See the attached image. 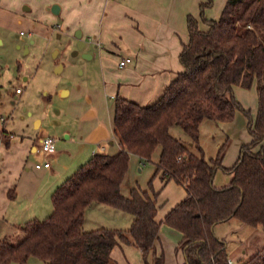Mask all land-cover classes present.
Here are the masks:
<instances>
[{"label":"trees","instance_id":"1","mask_svg":"<svg viewBox=\"0 0 264 264\" xmlns=\"http://www.w3.org/2000/svg\"><path fill=\"white\" fill-rule=\"evenodd\" d=\"M210 5L206 0L199 6L206 29L193 16L186 17L188 40L178 57L182 69L159 98L139 105L113 97L112 134L119 150L94 153L80 165L53 191L50 215L20 226L23 237L17 242L0 238V264H24L30 256L45 264H112L110 252L118 242L136 246L143 264H164L162 253L147 258L162 223L182 234L178 249L183 264H227V243L214 234L215 225L235 218L264 229V0H227L217 19L203 17ZM254 82L257 111L252 118L232 88H250ZM236 111L246 116L251 139L240 146L234 164L224 167L226 142L206 159L199 128L204 120L231 121ZM172 125L182 129L186 141L170 134ZM157 147L149 190L135 186L123 195L129 155L150 161ZM218 169L231 174L221 187L213 184ZM156 175L163 185H181L186 194L159 221L158 192L151 184ZM7 195L12 197V191ZM91 203L129 213L130 227L83 230ZM238 264H264V244Z\"/></svg>","mask_w":264,"mask_h":264},{"label":"crops","instance_id":"2","mask_svg":"<svg viewBox=\"0 0 264 264\" xmlns=\"http://www.w3.org/2000/svg\"><path fill=\"white\" fill-rule=\"evenodd\" d=\"M205 1L0 0V21L7 26L29 28V33L31 36L34 35V38L56 29L64 30L74 41L77 42L79 38L84 40L85 46L87 42H95L101 60L112 59L118 64L121 58L129 57L130 61L123 68L115 64L118 76L111 85L112 92H116L113 97L119 95L139 105H149L161 96L168 82L182 69L178 57L182 45L188 40L186 17L193 16L198 20L199 28L206 29V25L201 21L199 8ZM226 1L211 0V5L203 10V17L217 19ZM53 4L58 6L56 14L51 11ZM23 33L21 29L18 30L19 35ZM32 42L31 39L30 43ZM83 48L79 50L83 51L84 57H94L93 54L85 53L87 51ZM62 69V66L57 64L55 72ZM25 79L24 76L23 80ZM14 89V94L21 92V90L15 92ZM232 90L236 100L244 109L249 110L252 118H255L257 111L255 82L250 88L234 85ZM87 91L88 95L80 85L68 87L67 90L62 87L58 89L59 95L69 98L62 109L64 121L59 124L60 133L64 138L59 137L58 140L43 124L42 118L34 117L31 120L32 131L17 127L19 130L14 133L11 129L15 126L0 116V238L8 241L7 236L12 234L16 240L12 243H15L23 237L20 226L30 220H40L38 216L48 214L53 191L96 153L92 149L96 147L97 150H101L106 142L112 143L113 139L117 151L119 150L112 134V117L107 120L105 116L100 121L91 104L79 101V97L82 96H87L86 98L91 100L89 89ZM27 114L30 116L32 112L29 111ZM76 114L81 116V121L79 120L75 130H70L66 120ZM246 121L242 112L236 111L232 121L216 122L213 125L220 133L225 131L230 134L234 129L238 135L240 132L239 136L244 139H240L239 144H243L248 140L243 136ZM236 124L240 126L237 127ZM46 134L54 138V151L44 155L38 146L39 138ZM39 161H48L49 166L35 168L34 164ZM228 165L226 162L223 166ZM230 179L231 174L218 169L214 174L213 184L221 187ZM159 183L165 191L167 186L175 182L169 181L163 185L159 179ZM179 187L182 188L181 192L169 202L165 211H159L158 206L156 220H161L185 197L184 188L180 185ZM9 190L12 191V197L7 195ZM20 201L26 203L20 205ZM92 205L89 204L84 211L83 225L88 208L93 207ZM96 205L110 207L100 203ZM130 218L133 219L132 215ZM97 222L86 230L107 227L102 221ZM83 225L82 228H85ZM7 229L10 230V234H7ZM181 237L180 232L163 223L160 224L158 238L148 254V260H151L153 254L162 253L164 264H183L184 256L178 249ZM258 249L248 242L240 241L239 247L234 250V257L237 261L241 258L247 259ZM110 257L112 264H121L122 261L125 264H143L140 250L132 244L118 242L112 248Z\"/></svg>","mask_w":264,"mask_h":264},{"label":"rangeland","instance_id":"3","mask_svg":"<svg viewBox=\"0 0 264 264\" xmlns=\"http://www.w3.org/2000/svg\"><path fill=\"white\" fill-rule=\"evenodd\" d=\"M19 29L24 33L19 35ZM29 30L23 26H7L0 21V116L15 126L12 127L11 131L17 133L19 130L17 127L28 132L32 131L31 120L34 117H39L43 119V124L50 129L54 138L57 137V140L59 137L64 138V135L60 133L59 124L64 121L62 109L69 98L59 95L57 91L61 87L67 90L68 87L80 85L86 90L87 95V89H89L91 100H88L87 96H82L79 97V101L91 104L90 106L97 113L100 121L105 116H107V120L111 118L113 95L116 93L112 92L111 85L118 76L115 60H101L98 55V45L95 42H87L83 48L87 51L85 53L93 54L94 57H84L83 51L76 49V41L68 37L64 30L56 29L52 32L49 31L44 36H36L35 38L34 35L31 36ZM31 39L33 40L32 43H30ZM57 64L63 68L60 72H55ZM24 76L26 77L25 80H23ZM15 87L21 90L19 94L13 93ZM29 111L32 112L30 116L27 114ZM244 117L246 118L245 115ZM79 120L81 121L80 115L69 116L66 120L68 122L67 127L70 130H75ZM214 123L216 122L210 120L202 121L199 128V145L205 158L208 159L216 155L218 148L225 141L222 165L227 162L229 163L227 167H231L239 155L242 145V143L239 144V141L244 138H241L240 132L238 135L235 129L230 134L225 131H222L221 134L216 131ZM236 126L238 127L240 124H236ZM169 132L175 138L182 141L187 140L186 135L178 125H172ZM244 133L243 136L248 139L246 142L248 143L251 137L247 130V121L244 125ZM261 144L264 145V141ZM89 151L91 150L89 149ZM92 151L114 154L117 151V146L112 139V143L106 142L103 149L97 150L95 147ZM158 153L159 147L153 152L150 161H140L136 155H129L128 168L120 186L123 195H128L129 190L135 186L146 191L149 190V181L155 172ZM151 184L152 188L158 192L156 202L157 204L159 202V211H165V207L182 189L179 184L171 183L164 191V187L159 183L158 175L153 177ZM162 197H164L163 200ZM20 202V205L26 203L25 201ZM92 204L93 207L88 208L83 230H86L90 225L97 224L98 220L107 227L114 229L126 230L130 227L132 222L130 214L115 208L96 205L97 203ZM37 205L39 206V204ZM48 211H50L48 214L38 216L39 219L42 220L50 215L52 211L51 200ZM213 231L217 237L226 241L228 257L235 261L237 260L234 257V250L239 247L240 241L248 242L254 245L256 249L264 244L263 228L252 227L235 218L214 226ZM8 233L10 234V230L7 229ZM7 239L11 243L16 241L12 234L8 235ZM123 263L124 261L121 262V264ZM8 264L17 263L9 262ZM24 264L45 263L37 257L30 256Z\"/></svg>","mask_w":264,"mask_h":264},{"label":"built area","instance_id":"4","mask_svg":"<svg viewBox=\"0 0 264 264\" xmlns=\"http://www.w3.org/2000/svg\"><path fill=\"white\" fill-rule=\"evenodd\" d=\"M130 61L129 57H123L118 61V67L123 68ZM19 88H15V92H19ZM1 119V118H0ZM39 151L46 155L54 151V138L50 135H42L39 138ZM35 168L48 167V161H39L34 164ZM227 264H238V261L233 260L232 258H227Z\"/></svg>","mask_w":264,"mask_h":264},{"label":"water","instance_id":"5","mask_svg":"<svg viewBox=\"0 0 264 264\" xmlns=\"http://www.w3.org/2000/svg\"><path fill=\"white\" fill-rule=\"evenodd\" d=\"M51 11L53 13H58V6L56 4H53L51 6ZM85 46V41L84 40H81L80 38L77 40L76 42V49L79 50V49H82L83 47ZM56 53V52H55Z\"/></svg>","mask_w":264,"mask_h":264}]
</instances>
